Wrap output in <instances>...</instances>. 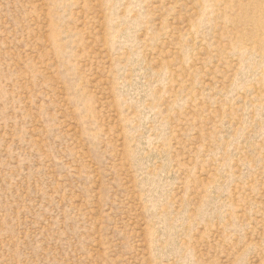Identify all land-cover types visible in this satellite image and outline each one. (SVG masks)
Listing matches in <instances>:
<instances>
[{
  "label": "rangeland",
  "instance_id": "1",
  "mask_svg": "<svg viewBox=\"0 0 264 264\" xmlns=\"http://www.w3.org/2000/svg\"><path fill=\"white\" fill-rule=\"evenodd\" d=\"M0 264H264V0H0Z\"/></svg>",
  "mask_w": 264,
  "mask_h": 264
}]
</instances>
